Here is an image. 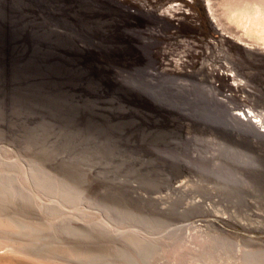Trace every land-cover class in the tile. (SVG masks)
I'll return each mask as SVG.
<instances>
[{"label":"rangeland","instance_id":"rangeland-1","mask_svg":"<svg viewBox=\"0 0 264 264\" xmlns=\"http://www.w3.org/2000/svg\"><path fill=\"white\" fill-rule=\"evenodd\" d=\"M244 20L264 0H0V264H264Z\"/></svg>","mask_w":264,"mask_h":264},{"label":"bare ground","instance_id":"bare-ground-1","mask_svg":"<svg viewBox=\"0 0 264 264\" xmlns=\"http://www.w3.org/2000/svg\"><path fill=\"white\" fill-rule=\"evenodd\" d=\"M245 19V18H243ZM242 19V20H243ZM240 21V20H239ZM252 22V21H250ZM238 26L241 27L242 29L245 30V37L251 41L257 40L261 41L262 44L264 45V25L262 24H256V29H253L251 27V23H249V20H244L243 22H237ZM247 113L249 112H244L243 114L247 116Z\"/></svg>","mask_w":264,"mask_h":264}]
</instances>
